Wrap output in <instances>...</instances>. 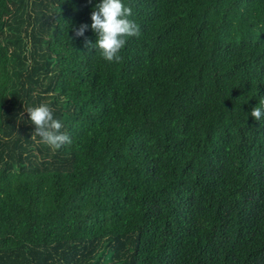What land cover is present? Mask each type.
Wrapping results in <instances>:
<instances>
[{
    "label": "trees",
    "instance_id": "trees-1",
    "mask_svg": "<svg viewBox=\"0 0 264 264\" xmlns=\"http://www.w3.org/2000/svg\"><path fill=\"white\" fill-rule=\"evenodd\" d=\"M98 2L0 0V264H264V0H122L120 62Z\"/></svg>",
    "mask_w": 264,
    "mask_h": 264
},
{
    "label": "clouds",
    "instance_id": "clouds-1",
    "mask_svg": "<svg viewBox=\"0 0 264 264\" xmlns=\"http://www.w3.org/2000/svg\"><path fill=\"white\" fill-rule=\"evenodd\" d=\"M91 3V0H89ZM132 8L125 5L122 0H99L91 12V30L96 33L95 43L85 37V47L94 48L99 55L108 62H120L121 49L125 46L129 37H139L140 27L130 17ZM89 25L81 24L74 28L76 37L84 36ZM29 120L35 125L32 139L39 137L40 143H44L55 149L65 144H71L72 139L67 131H62L63 123L54 117V109L45 102L37 106H24ZM251 116L260 121L264 118V99L251 110ZM22 114L20 119H22Z\"/></svg>",
    "mask_w": 264,
    "mask_h": 264
}]
</instances>
